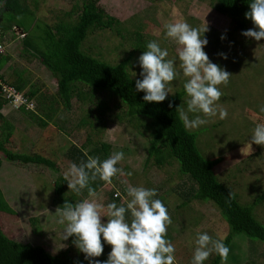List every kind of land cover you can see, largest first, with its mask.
Returning <instances> with one entry per match:
<instances>
[{"label": "rangeland", "instance_id": "rangeland-1", "mask_svg": "<svg viewBox=\"0 0 264 264\" xmlns=\"http://www.w3.org/2000/svg\"><path fill=\"white\" fill-rule=\"evenodd\" d=\"M33 8L36 16L43 22L53 24L73 3L81 0H21ZM97 7L105 14L117 19L112 28L91 31L82 47L85 52L108 63H117L131 53L128 72L135 80L142 79L139 57L147 50L149 41H157L162 49H167V59L174 60L178 73L171 82L172 92L184 87L183 76L175 41L166 38L165 25L174 22H186L194 28H208L204 33L208 44L205 51L213 63L218 64L232 75L227 86L220 85L223 95L218 104L227 110V118L219 115L209 119L205 125L195 128L196 145L206 158L220 157L215 166L217 178L236 194L244 204L250 203L264 190V146L252 142L251 135L255 126L264 123V39L256 41L242 35L243 31L255 26L248 24L246 29L234 28L231 18L214 8L213 0H95ZM3 8L0 7V11ZM8 16V13L6 14ZM21 20V16H17ZM74 17V16H72ZM17 19V20H18ZM28 16L22 17L27 25ZM43 24V23H41ZM20 29L23 30L22 27ZM17 30V29H16ZM14 30L1 36L6 53L11 60L5 65L1 78L10 84L22 81L21 90L25 95L29 90L36 93L31 97L34 111L52 113V120L41 127L28 114L17 108V102L2 105L6 126L0 131L4 136L11 132L5 146L18 153H38L52 160L57 170L44 165L21 164L3 158L0 153V191L12 212L0 211V225L6 235L20 242L40 244L52 254L67 252L77 257L81 254L73 243L75 237L63 240L65 225L59 224L56 214L57 202L53 200L54 182L63 176L73 162L66 156L72 146L91 147L94 142L110 145L109 156L113 152H123L124 159L117 167L123 169V175L113 178L112 184H103L96 192L97 199L106 207L115 202L118 206L127 198V180L136 187L156 189L157 196L166 206L172 219L168 226L166 239L175 246L176 264H191L195 250L197 233L207 232L215 239L224 240L228 234V224L211 200H197L186 196L189 188L197 185L189 175L179 171L177 163L160 168L155 167L153 159L147 160V135L140 134L142 128L133 126L134 118L119 123L115 117L109 118L100 131L79 124L85 116L87 106H80L73 99L72 108L67 109L61 100L56 103L57 80L39 59L28 52L20 51L21 33ZM258 30V29H257ZM16 31V32H15ZM39 29L31 25L27 32L35 37ZM12 34V35H11ZM224 36V39L221 37ZM139 44H136L137 42ZM137 47V49H136ZM220 53L227 55L224 59ZM169 93L168 95H172ZM1 94V93H0ZM3 94V93H2ZM187 94L180 107L187 111ZM113 111H119L116 101H109ZM116 105V107L114 106ZM83 112H82V109ZM42 111L40 114H42ZM195 114L189 113V118ZM55 120V123H54ZM63 127V131L59 128ZM108 156V157H109ZM146 161V163H145ZM131 173V175H129ZM68 184V182H67ZM119 189L121 197L115 195ZM117 198V201L114 200ZM83 199H91L81 192L80 195L67 189L64 200L75 204ZM256 217L264 223V200L255 206ZM130 222V213L126 214ZM104 222L107 217H102ZM232 254L238 258L227 260L226 264H264V246L254 250L244 234H236L232 239ZM111 245L104 242V252L94 259L101 262L108 259ZM214 254V253H213ZM213 254L210 256L212 257ZM209 257V258H210ZM209 258L205 261L209 260Z\"/></svg>", "mask_w": 264, "mask_h": 264}, {"label": "trees", "instance_id": "trees-1", "mask_svg": "<svg viewBox=\"0 0 264 264\" xmlns=\"http://www.w3.org/2000/svg\"><path fill=\"white\" fill-rule=\"evenodd\" d=\"M3 1L8 8V16L4 19L6 24L3 23L1 28L10 29L12 24L23 28L24 35L20 39V51L28 52L39 59L56 78L57 98L54 102L57 103L60 99L65 108L71 109L75 99L80 106H87L85 116L80 118L79 124L97 127L96 134L105 127L109 118L115 117L119 123L134 118V128H142L140 134L147 135L146 161L153 159L151 164L160 168L174 160L179 171L188 174L192 183L197 185L196 189L194 186L189 188V192H186L187 198L192 196L197 200H211L218 207L228 224L229 231L223 242L230 249L229 259L238 261V258L232 254V239L236 234H244L248 237L254 250L259 244L264 246V223L256 217L254 211L255 206L264 200V190L250 203L244 204L238 200L230 188L218 180L214 169L221 158H206L199 152L196 145L198 136L196 130H186L176 111L186 94L184 87L168 95L163 102H145L143 99L145 93L136 91V80L128 72L132 52L112 64L83 50V41L91 31L112 28L113 24L118 22L117 19L105 14L101 8L97 7L95 0H81L80 4L79 1L73 3L57 21L50 25L41 21L27 3L21 0ZM213 1L215 10L228 15L235 29L244 30L248 24H253L245 15L250 11L251 0ZM17 16H21V20ZM24 16L29 17L27 25L22 22ZM31 25L39 29L35 37L27 32ZM139 43L138 41L136 44ZM8 58V55H0V70ZM10 85L21 91L25 83L16 81ZM35 93L34 90H29L26 95L23 94L32 102L31 97ZM112 98L120 109L117 112L113 111V107L109 105ZM5 103L6 99L0 94V109ZM170 103L172 107H169ZM19 109L41 127L52 120L53 112L56 111L55 107H49L53 111L51 114L41 109L34 111V109L25 108V105H21ZM41 111L42 114H40ZM4 121L5 118L0 112V131L6 129ZM59 130L64 129L62 127ZM10 135L11 132H6L4 136L0 135V153L3 158L21 164L44 165L57 170L54 162L41 154L18 153L7 148L5 142L9 140ZM90 145L89 148L86 144L82 147L72 146L66 156L77 165L87 160L84 150H87L90 156L99 157L101 161L108 158L109 144L94 142ZM104 183L98 178L90 182V186L97 191ZM53 189L56 197L53 201L62 208L65 203L64 195L68 189L67 181L63 176L57 177ZM82 192L88 195L87 189ZM230 192L234 195L229 196ZM114 200L117 201V198ZM0 211H13L4 200L1 191ZM262 254L264 255V250ZM0 264H89V260L85 259V254L82 252L77 257L65 251L52 254L40 244L17 241L6 235L0 225ZM204 264H221V258L214 253Z\"/></svg>", "mask_w": 264, "mask_h": 264}, {"label": "clouds", "instance_id": "clouds-1", "mask_svg": "<svg viewBox=\"0 0 264 264\" xmlns=\"http://www.w3.org/2000/svg\"><path fill=\"white\" fill-rule=\"evenodd\" d=\"M2 6L3 0H0ZM245 15L255 27L243 31L242 35L256 41L264 39V0H251L250 11ZM165 29L166 38L180 46L178 58L186 78L184 90L189 99L187 111L180 106L176 111L184 128L188 131L198 128L217 115L220 119L227 118V110L218 104L223 95L219 86H227L232 74L213 63L204 50L208 44L204 37L207 26L194 28L178 21L166 24ZM220 55L227 59L226 54ZM168 56V50L162 49L153 40L147 43V50L139 57L142 68L140 75L143 78L136 80L135 88L145 93V102H163L169 93H173L169 85L178 73L174 60L167 59ZM169 107H172L171 103ZM260 110L264 112V106ZM189 113L195 114L194 118L190 119ZM251 140L264 146V123L255 126ZM84 155L87 160L79 165L73 163L65 172L64 180L68 182L69 190L77 195L87 189L91 199H83L75 204L66 200L62 208H57V222L65 225L63 240L74 236L73 243L85 254L89 264H176L175 246L166 239L172 219L163 202L153 199L157 196V190L132 186L127 180H122L130 199H125L119 206L112 202L105 207L96 198L97 192L90 182L99 178L110 185L114 177L123 175V169L117 165L123 161L124 153L113 152L103 161L88 155L87 150H84ZM115 195L121 197L119 189ZM233 195L229 193V196ZM129 213L130 222L126 219ZM102 217H107V221L104 222ZM104 242L111 245V251L108 259L101 262L94 258L103 254ZM195 245L191 264H204L213 253L221 258V264H226L230 249L222 239H215L207 232H198Z\"/></svg>", "mask_w": 264, "mask_h": 264}, {"label": "built area", "instance_id": "built-area-1", "mask_svg": "<svg viewBox=\"0 0 264 264\" xmlns=\"http://www.w3.org/2000/svg\"><path fill=\"white\" fill-rule=\"evenodd\" d=\"M24 34L21 33V36ZM4 46L0 43V54L4 53ZM0 91L1 95L6 99L8 102H17V108L21 105H25V108L33 109V103L24 96V94L16 90L12 85L5 83L0 78ZM3 93V94H2Z\"/></svg>", "mask_w": 264, "mask_h": 264}, {"label": "crops", "instance_id": "crops-1", "mask_svg": "<svg viewBox=\"0 0 264 264\" xmlns=\"http://www.w3.org/2000/svg\"><path fill=\"white\" fill-rule=\"evenodd\" d=\"M2 8H3V10L2 11H0V38H1V36L3 37V36H5L6 35V33H13L14 32V30H18L19 31V33H23L24 34V31L22 30V29H20V27L19 26H16V25H14V24H12V27L10 28V29H5V30H3L2 28H1V25L3 24V23H5L4 22V19H5V17H6V14L8 13V8L6 7V4H5V2L3 1V6H2ZM6 24V23H5ZM12 30V31H11ZM16 30V31H17ZM15 31V32H16ZM12 35V34H11ZM22 37V36H21ZM1 43V42H0ZM2 44V43H1ZM4 46V53H2V54H0V55H8L9 56V58H8V60L6 61V63H4L3 65H2V67H1V70H0V78H1V73H2V71H3V69H4V67H5V65L6 64H8V62L11 60V56H10V54H8V53H6L7 51H6V49H5V45H3ZM2 79V78H1ZM3 80V79H2ZM6 83V82H5ZM8 84V83H7Z\"/></svg>", "mask_w": 264, "mask_h": 264}]
</instances>
